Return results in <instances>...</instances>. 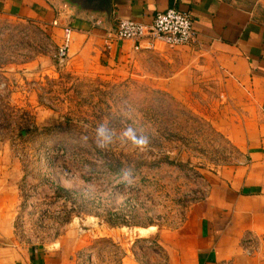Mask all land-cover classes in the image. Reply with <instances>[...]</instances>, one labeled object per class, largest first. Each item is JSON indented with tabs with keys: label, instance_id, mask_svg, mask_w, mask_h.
<instances>
[{
	"label": "rangeland",
	"instance_id": "rangeland-1",
	"mask_svg": "<svg viewBox=\"0 0 264 264\" xmlns=\"http://www.w3.org/2000/svg\"><path fill=\"white\" fill-rule=\"evenodd\" d=\"M55 52L36 25L0 29V152L26 174L16 219L25 244H50L74 229L101 236L97 226L108 225L112 208L131 219L112 227L128 230L127 239H136V225L175 228L204 200L202 170L244 161L213 127L241 117L245 101L214 54L159 43L85 75ZM113 161L123 164L119 172ZM58 189L73 194L57 197ZM99 238L77 264L119 263L118 242Z\"/></svg>",
	"mask_w": 264,
	"mask_h": 264
},
{
	"label": "crops",
	"instance_id": "crops-1",
	"mask_svg": "<svg viewBox=\"0 0 264 264\" xmlns=\"http://www.w3.org/2000/svg\"><path fill=\"white\" fill-rule=\"evenodd\" d=\"M64 2L0 0V29L8 24L36 25L58 50L65 28H71L67 69L85 75L93 66L103 69L159 44L150 47L145 39L136 50V43L124 41L105 52L101 22L76 18ZM173 6L192 15L197 31L196 41L182 50L214 54L245 96L236 108L241 117L213 124L244 161L202 170L207 197L193 204L175 228L136 225V239L131 240L128 230L99 227V220L92 217L89 221L101 236H93L95 231L65 230L55 242L28 245L16 232L26 174L14 157L0 152V264H77L76 254L99 237L118 242L122 253L118 264H264V246L255 257H247L241 248L247 234L264 239V0H112V24L116 29L120 20L128 19L151 25L158 13ZM48 72L52 71H43Z\"/></svg>",
	"mask_w": 264,
	"mask_h": 264
},
{
	"label": "built area",
	"instance_id": "built-area-1",
	"mask_svg": "<svg viewBox=\"0 0 264 264\" xmlns=\"http://www.w3.org/2000/svg\"><path fill=\"white\" fill-rule=\"evenodd\" d=\"M72 35L73 30L68 27L65 28L62 47L55 52V58L59 62H65L68 58ZM145 39L150 40V47L158 43L172 48L189 46L197 39L194 19L190 13L183 12L177 6H173L166 12L158 13L151 25L135 20H120L115 35L108 34L105 38V47L112 50L114 45L124 41H132L136 43V50H139L140 44ZM2 87L5 88L6 84H3ZM208 190L207 187L204 199L207 197ZM129 209H135V206H131ZM128 217L123 219L125 223H130L131 219L129 220ZM263 245L264 239L251 234L245 235L241 242V248L247 257L257 256Z\"/></svg>",
	"mask_w": 264,
	"mask_h": 264
},
{
	"label": "water",
	"instance_id": "water-1",
	"mask_svg": "<svg viewBox=\"0 0 264 264\" xmlns=\"http://www.w3.org/2000/svg\"><path fill=\"white\" fill-rule=\"evenodd\" d=\"M69 13L76 18L87 17L97 19L105 29V37L108 34L115 35L116 29L112 24L113 8L112 0H64Z\"/></svg>",
	"mask_w": 264,
	"mask_h": 264
},
{
	"label": "trees",
	"instance_id": "trees-1",
	"mask_svg": "<svg viewBox=\"0 0 264 264\" xmlns=\"http://www.w3.org/2000/svg\"><path fill=\"white\" fill-rule=\"evenodd\" d=\"M232 146V145H231ZM233 149L235 150V152L239 155H241V153L239 152V150L237 148H235L234 146H232ZM165 160H169L168 158H165ZM114 162V161H113ZM112 162V164L110 165L111 167V170L112 171H115V172H119L121 168H123V164L120 162V161H115L114 163ZM169 164L173 165L174 163L172 162H169ZM161 164V162H154L152 163L151 165L153 166H159ZM145 166L144 163H137V168H140V167H143ZM180 166L184 167L183 164H180ZM57 197H66V198H69L73 193L68 191V190H65V189H58L57 192ZM109 213V218L106 219V223L111 226V227H116L118 225H122L124 224L123 222V219L119 220V217H118V213H113V212H108ZM112 217H116L118 219L116 220H113ZM121 218V217H120Z\"/></svg>",
	"mask_w": 264,
	"mask_h": 264
},
{
	"label": "clouds",
	"instance_id": "clouds-1",
	"mask_svg": "<svg viewBox=\"0 0 264 264\" xmlns=\"http://www.w3.org/2000/svg\"><path fill=\"white\" fill-rule=\"evenodd\" d=\"M102 132V130H100ZM137 145H144L146 143V140L145 139H140L138 141H134Z\"/></svg>",
	"mask_w": 264,
	"mask_h": 264
}]
</instances>
